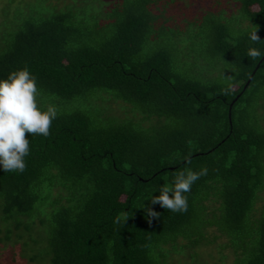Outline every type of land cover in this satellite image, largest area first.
Masks as SVG:
<instances>
[{"label":"trees","instance_id":"obj_1","mask_svg":"<svg viewBox=\"0 0 264 264\" xmlns=\"http://www.w3.org/2000/svg\"><path fill=\"white\" fill-rule=\"evenodd\" d=\"M250 47L264 53V0H0V80L27 67L38 107L58 110L49 136L27 134L22 173L0 166V253L264 264V56ZM204 167L186 212L151 203Z\"/></svg>","mask_w":264,"mask_h":264},{"label":"clouds","instance_id":"obj_2","mask_svg":"<svg viewBox=\"0 0 264 264\" xmlns=\"http://www.w3.org/2000/svg\"><path fill=\"white\" fill-rule=\"evenodd\" d=\"M250 40L253 43L261 42L257 28L250 33ZM247 56L255 60L264 56V53L250 47ZM233 90V86L229 84L223 92L227 95ZM37 96L36 78L27 67L10 73L5 80H0V166L3 171L22 173L25 170L24 158L29 154L27 134L45 137L50 135L52 121L57 117L58 110L50 104L42 111L38 107ZM207 171L204 167L199 172H179L174 186L162 187L160 195L153 196L151 203L160 204L162 208L172 212H186L188 201L184 193L190 192L192 184L201 176L207 175ZM147 214L153 218L159 216V213L151 209L147 210ZM116 222L119 223V220Z\"/></svg>","mask_w":264,"mask_h":264},{"label":"rangeland","instance_id":"obj_3","mask_svg":"<svg viewBox=\"0 0 264 264\" xmlns=\"http://www.w3.org/2000/svg\"><path fill=\"white\" fill-rule=\"evenodd\" d=\"M111 107L114 108V111H115L117 114H119V115L121 114V111H120V110L118 111L117 103H111ZM203 251H204V253H207V252L210 253V250L208 249V247H207V248H203ZM226 252H227V251H226ZM212 253L214 254L215 251L212 250ZM226 254H228V257H227V259H226L225 261L228 262V261L230 260V255H229V253H226ZM204 256H205V260H206L207 262L212 263V259H211V258L207 257L206 254H204ZM205 260L203 259V262H204V263L206 262ZM204 263H203V264H204ZM0 264H15V263H13L12 261H10V260H9V257H8L5 253H0ZM29 264H30V263H29Z\"/></svg>","mask_w":264,"mask_h":264},{"label":"water","instance_id":"obj_4","mask_svg":"<svg viewBox=\"0 0 264 264\" xmlns=\"http://www.w3.org/2000/svg\"><path fill=\"white\" fill-rule=\"evenodd\" d=\"M251 76L249 77V79L247 80L246 84L248 83V81L250 80ZM246 84L244 85V87L246 86ZM230 106H231V103H230Z\"/></svg>","mask_w":264,"mask_h":264}]
</instances>
